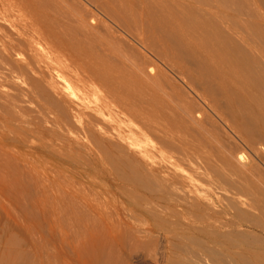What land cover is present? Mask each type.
<instances>
[{
  "label": "bare ground",
  "instance_id": "obj_1",
  "mask_svg": "<svg viewBox=\"0 0 264 264\" xmlns=\"http://www.w3.org/2000/svg\"><path fill=\"white\" fill-rule=\"evenodd\" d=\"M0 1V193L3 195V198H0V264H72L65 258L66 255L79 264H119L121 261L117 254L119 255L120 251L117 250L122 245H127L126 241L127 243L131 241L130 244L138 248L151 244L150 240L137 242L132 229L128 230L118 221V216L115 217L107 211L108 198L102 199L105 209L103 206L93 207L75 201V196L73 200L69 199V196L55 190L50 184L44 182L41 185L36 179V172L48 177L47 171L39 172L31 163V159L37 160L40 164L44 161L53 163L59 170L70 171L71 175L74 174V170L78 174L96 171L105 179L108 188L120 193L125 209L135 211L143 206L148 212L149 220H153L156 207L168 212L167 219L171 222L189 212L192 221L201 224L194 226V230L191 228L196 234L208 239L225 240H233L234 237L248 240L251 237L252 241L256 239L259 242L258 237H263L261 235L248 234L233 228L220 232L218 226L215 227V223L220 220L213 214L217 210L206 207L203 208L204 211L199 212L197 202L190 194L191 190L178 195L179 198L176 197L180 203L184 202L183 206L188 202L187 209L183 207L182 210H176L175 207L180 206L174 203L175 207L168 206V200L172 199L178 190V181L172 178L158 180L149 175L144 171L145 164L141 165L131 152V147L136 151L148 149L135 138V135L139 134L137 136L143 139L139 130L147 129L148 131L144 130L145 133L147 135L151 133L153 137H149L156 139L158 148L169 145L167 148L170 155L172 144L180 146L194 144L190 143L196 138L194 134L192 139L190 134L192 128L196 127L198 129L195 130L198 131L199 126L203 127L202 123L204 125L206 120L214 119L213 117L223 122L224 126H227L226 129H229V134L232 132L247 148L237 146V152L229 156L234 157L232 167L228 164L233 178L227 179L231 174L225 172L224 174L228 176H223L218 170L211 167L213 169L211 171L208 167L209 172L219 177L218 180H212L214 187L227 190L232 195L226 200V205L221 207L219 214L228 213L230 219H234L233 224L234 222L240 226L246 224L252 230L264 234V191L247 178L251 167L264 165V23L251 20L244 27L238 20H229L231 25L228 28L242 30L237 33L228 31L218 22L219 17L218 20L213 19L209 10L200 11V8L191 6L188 1L164 0L169 15L166 16L163 6L159 7V4H156L158 0H155L156 2L147 0L146 7H143L146 15L143 17L131 15L130 18L128 16L130 11L132 13L136 11L135 4L139 1L134 4L133 1L126 0H111L112 2L87 0L93 9L88 10L90 19L88 18L87 23H82L83 27L88 29L89 25L96 24L95 22L101 21L102 18L103 21L104 18L109 19L117 30L114 29L122 32L126 36V41L142 56L141 64H133L135 71L131 66L132 71L124 68V72L120 68L122 72L116 77L114 72L113 74L108 72V69L104 70L102 65L98 63L95 65L93 62L95 59L91 60L88 57L90 53L77 50L79 46L75 48V41H72L75 43L74 47L67 45L65 43L67 36L62 39V30H58L55 19L37 0ZM255 3L258 9H262L261 12L264 11V0H255ZM210 10L212 11V8ZM128 12L130 13L127 14ZM125 14L130 19L126 18ZM110 26L108 23V27ZM90 38L88 37V40ZM69 41L71 43V40ZM86 47L89 48L87 45ZM81 48L80 46V50ZM256 50L262 53L263 59ZM104 65L108 67L105 63ZM64 74L77 81L76 88L81 84V89L80 87L75 89ZM126 74L128 80L125 78ZM47 77L50 78L49 81ZM158 90L162 91V97L159 96ZM174 90L179 92L187 104L186 107L183 103L178 104L185 107H181L183 108L181 110L179 106L180 113L183 111L180 116V113L177 115L178 112L175 113L170 108L164 98V95L170 98V91ZM91 92L97 94L93 102L88 99ZM26 102L29 105H26ZM122 108L123 112L126 110L122 114L123 117H128V112L132 113L129 114L132 116L128 117L133 125V127L128 125L132 127L129 131L124 130L127 122L123 123L126 125L124 129L120 128L123 125L119 127L116 123V118L122 113L120 111L121 113L117 114V110ZM115 114L117 116L113 119ZM120 118L118 117L119 120L123 119ZM75 120L78 123H75ZM108 133L112 136L107 137ZM199 138L198 141L196 138L197 142L190 147H195L196 144L197 147H203V144L198 145ZM89 142H92L91 147L97 152L95 156L93 155L96 152L92 154L88 149ZM144 143L149 145L147 140ZM153 147L151 146V149L155 155L157 152L160 153L161 149ZM177 148L180 149L179 146ZM185 148L183 151L180 150L191 156L192 153L199 154L200 150L204 153L205 150H202L207 149V146L198 150L195 148L197 153ZM174 151L172 154L176 152L177 157H183L179 150ZM150 152L154 155L152 150ZM217 153H220V150ZM195 155L192 156V160L190 156L186 159H189V162H193L194 157L196 160L199 159ZM212 155L217 156L215 153ZM76 156L88 161L87 167L79 166L74 159ZM174 156L170 161L178 164L179 161L176 160L181 157L175 159ZM206 158L208 159L207 156ZM102 160L109 164V169L102 166ZM180 160L183 161L182 158ZM197 166L192 167L194 172ZM9 172L12 173L11 176L7 174ZM202 173L208 174L205 169ZM20 178H27L30 181L33 190H30L28 182L24 181L30 193L18 185ZM142 187L148 189V196L141 197L138 206L129 203L127 197L130 192ZM31 191L35 192H32L34 197L31 196ZM153 192L160 194L152 195ZM7 196L9 197L5 200ZM241 197L243 199H240ZM2 202L9 207L26 203L27 208L30 206L31 210L37 211L34 221L31 216L21 211V216H14L20 221L19 226L9 223L6 215L12 211L5 213ZM39 215L45 222L46 229L40 223H36ZM124 223L128 225V221ZM24 228L33 236L31 241L33 251L30 253L25 252L23 247ZM46 231L49 239L44 237ZM176 234L174 232L172 235ZM68 249H71L72 254ZM125 249L127 250V246ZM206 250L211 253L215 262L228 264L218 252L208 248ZM106 251L108 252L105 253ZM238 259L242 264H251L242 256ZM258 262L264 264V254L259 256Z\"/></svg>",
  "mask_w": 264,
  "mask_h": 264
},
{
  "label": "rangeland",
  "instance_id": "obj_2",
  "mask_svg": "<svg viewBox=\"0 0 264 264\" xmlns=\"http://www.w3.org/2000/svg\"><path fill=\"white\" fill-rule=\"evenodd\" d=\"M37 1L40 2L42 5H44L45 10L51 14L53 19H55L57 26H58L57 27L58 30L59 31L62 30L61 31L62 32V39L63 38L65 39L67 36V40L65 39V41H67V42H65V41L64 42L67 43V45L72 46L74 43L72 41H75L76 42V44L74 43L76 46L75 48L77 49L79 46V48L77 50L83 51L85 53L88 52L87 54L90 53L88 55V57H90L91 60H93V59L96 60V61L93 60L95 65H97V63L100 66L102 65L101 67L103 69L105 68L104 70L108 69L107 70L108 72H111V73L114 72L115 76L117 77V76H119V74H121L120 72H122V70L124 71V68L126 70L130 69L128 71H132V70L135 71V67L133 64L139 65L142 63L141 62L142 56L136 51V49L131 44H129L126 41V36H124L122 34V32L116 31L117 29L114 27V25L112 24V22L109 19L104 18L105 21H103V18H102L101 21L99 20V21L95 22L96 24L91 25L92 29H91L90 25H89L88 29H86L87 27H85V26L83 27L82 23L88 22V18H89V16H88L89 11L88 10L93 9V6L87 0H46L47 2H45V0H40V1L37 0ZM108 1L112 2L111 0H108ZM126 1H130V2L133 1L134 4L139 1L137 4H135L136 5V11L133 13H132V11H130L131 13L130 12L127 13V14L130 13L128 15L130 18H132L131 15H133L134 17H135V15H137L138 17H139V15H140V17H143L144 15H146V12L144 9L146 7L145 3H147L150 0H148V1L147 0H126ZM153 1H155V0H153ZM175 1H178V2L179 1L180 2L188 1L191 4V6H193V7L195 6V8H200L199 9L200 11L202 9H204V10L207 9L206 11L209 10L208 12L211 14V17L213 19H217V20L219 17L220 21H218V22L223 24V26L226 29H228V31H231V32L234 31V32L238 33V31H239V33H240L242 31L241 29L228 28L231 25V21L229 22V20H232V19L238 20V22H240L242 24V26H244V27L247 26L248 21L251 22V20L252 21L253 20L258 21V22L260 21V22L264 23V18H263L264 17L263 16L264 11L261 12L262 9H258V7L255 3V0H232V1L231 0L230 1H227V0H208V2H207V0H205V2H204V0H202V1L201 0H175ZM222 1H224V2H222ZM228 2L230 4H228ZM247 2H248V4H246ZM47 3H50V4H47ZM164 3H165L164 0H162V1L158 0V2H156V4H159L158 5L159 7L163 6L162 8L165 11L166 16H169V15H167L168 13L166 12V7H165L166 4H164ZM90 5H91V7L89 8ZM55 6H58V7H55ZM197 6H199V7H197ZM245 6H247V7H245ZM52 8H54V9H52ZM59 8H61V9H59ZM211 8H212V11L210 10ZM138 9H139V12H138ZM238 9H239V11H238ZM0 11H1V1H0ZM50 11H52V12H50ZM86 11H88V13ZM240 12L243 14H241ZM252 12H254V13H252ZM79 13H80V15H79ZM228 13L231 14L232 16L229 15ZM127 14H125V16ZM220 15L223 17V19H221L222 17ZM63 16L65 19L63 18ZM81 17H82V20H81ZM129 17L126 16V18L130 19ZM243 19H246L245 21H247V22L243 21ZM222 21H224V22H222ZM103 22L104 23L106 22V24H104ZM107 22L109 23V26L111 25L110 27H112V29L114 31L110 27H108ZM75 27H76V29H75ZM89 35H91V36H89ZM72 37H73V39H72ZM88 37H91V38L88 40ZM68 38H70V39H68ZM84 38H85V40H84ZM69 40H71V43ZM78 40H79V42H78ZM95 42H97V43H95ZM86 43H88V44H86ZM85 44L87 46H89L90 50L88 47H86ZM92 45L94 47H92ZM95 45L96 46L99 45V46L95 47ZM80 46L82 47L81 48L82 50H80ZM73 47H74V45H73ZM125 47H126V49H125ZM83 48L86 49L87 51L86 50L84 51ZM256 53L258 55L260 54L261 58L264 55V54L262 55V53L258 50H256ZM99 54L101 57L98 56ZM106 55H107V57H106ZM140 57H141V60H140ZM137 60H139V62ZM103 61L106 64V66H108L107 68L104 67L105 65H104ZM100 62H101V64H100ZM118 66H119V68H118ZM121 66H123V67H121ZM130 66H131L132 70H131ZM120 68H122V70ZM168 73L170 75L174 76L171 72L168 71ZM65 76L69 79L70 83L72 84V86L75 89H77V88L79 89V87L81 85L79 81H78V83L80 85H79V87L76 88V86L78 85L77 81L68 77L67 74ZM122 77L124 78V76H122ZM125 78L126 79L128 78L127 74H126ZM52 79L55 80L54 77ZM47 80L49 81L50 78L47 77ZM91 87H92V89H94L93 86H91ZM80 89H81V87H80ZM157 92H158L160 97L163 96L161 90H158ZM170 92H171L170 98L167 97L166 95H164V98H166L167 101L164 98L163 99L169 104L170 108H172V110L175 111V113H176V111L178 112V113H176L178 115L180 113V108L185 106L186 103H184L183 98L179 95L178 91L174 90V91H170ZM96 95H97L96 93H92V92L89 94L88 99H90V102H93ZM179 100H182L183 102L180 101L181 102L180 103ZM182 103L184 104L183 106L178 105V104H182ZM25 104L29 105L27 102ZM90 104H92V103H90ZM179 106H180V108H179ZM185 107H183V108H185ZM183 108H181V110ZM125 111L123 112V108L120 110H117V114L121 113V114H119L121 116V118H120V116H118V117L120 119L123 118L122 120H119L118 117L116 118V116H117L116 114L113 115V119L114 118L117 119L116 123L119 125V127L123 125L122 127H120L121 129L125 128L124 127L125 124H123V123L127 122V126L132 125V123H131L132 121L131 120L129 121V118H128V117L132 116V115H129L131 112H128L129 113L128 117H123L122 114L125 113ZM181 113H183V111H181ZM181 113L179 114V116L181 115ZM213 118L214 119L206 120L204 125L202 123L203 127L199 126V130H201L200 128H203L202 129L203 131L202 130L201 131L195 130V129H198L196 127L194 129L193 128L191 129L193 131L190 130V134L192 136V139H193V136L195 134V137L197 138V141H198V138L201 135L200 136L201 138H199L201 141L199 140L198 145L200 146V144L201 145L203 144L204 148L207 146L208 151H207V149L202 150V151L205 150L204 153L201 152V150H200L201 153L198 151L199 154L195 155L192 153L191 156H190V154L187 156L186 152H185L186 155L182 152L184 147L188 148L190 151L193 150L192 152H194V153L195 152L197 153V151H195L196 149L198 150V149L203 148L202 146L197 147V144L195 145V147L194 146L190 147L191 145H194L197 142V141L195 142L196 138L190 141V143L194 142V144H191L189 146L187 145L188 147L184 146V145L180 146V145H176V144L170 145L173 148L172 151H174V150L178 151L179 150L178 152L180 153V155L183 156V157L180 156L183 159V161H181L180 160L181 158L178 156L180 158L179 159L175 155L176 154L175 151H174L175 152L174 154H172V151H171L170 155H168L169 151H168L167 147H169V145L160 146L163 149L158 148L159 144L155 138L151 139V137H153V136L150 135L151 134L150 131L148 132V133H150L149 135H147V133H145L144 130H147V129L139 130L140 135L141 136L143 135V139L138 137L139 134H136L135 138L139 139L140 140L139 143L142 146L144 145V146L148 147V149L136 151L133 147H131V152L139 160V163L141 165L145 164L144 165V168H145L144 171H147L149 175H153L155 179L157 178L158 180H168V179L172 178V179H175L178 181V183H177L178 190L174 193V196L172 197V199L168 200V202H167L168 206L171 207V206H174V204L175 205L179 204L178 205V206H180L179 208H176L174 206L176 210H182L183 207H184V209L185 208L187 209L189 206L188 202L185 203V205L183 206L184 202H181V203L179 202L180 200L178 198L180 196L178 197V195L184 194L185 192H189V190H191L192 192L190 194L195 198V200L197 202L196 206H197V209L199 210V212L204 211L203 208H206V207L207 208L211 207L212 209L217 210L216 212H213V214L218 217V220H220V221L215 223V225H216L215 227L218 226L217 229L220 232H226V231L233 228V229H237L240 231H244L248 234L253 233L255 235H261L263 237H261V238L258 237L259 242L256 239H254L255 241H252L251 237H249L248 240H242L241 238H235V237L233 238V240H227V239L225 240V239H221V238L208 239L202 235L196 234L192 231V229L194 226H201V224H199L197 222H193L192 218L190 217L191 214L189 212H186V214H183L182 216H180L177 220H175V222H171V220L167 219L168 212L156 207V209H154L155 210V216H154L153 220H151V219L149 220L148 212H147L146 208L143 206L138 207V209L135 211L132 209H130V210L125 209L123 207V203L121 201L120 193H118V192L115 193L111 188H108L105 179L103 177H101V175H99V173H96V171L78 174L74 170V174L71 175L70 171L59 170L58 167L57 166L55 167V165L53 163L44 161V162H41V164H40V162H38L37 160H34V159H31L30 161L32 164L35 165V167H37L39 172L40 171H42V172L47 171L48 177H45L41 173L39 174L38 172H36V176H37L36 179L39 181V183L41 185H42V183L44 184V182L47 184H50L51 187H53L55 190L57 189V190L63 192L64 194H66L67 197L69 196L68 197L69 199L73 200V198H74L73 196H75L76 197L75 201L81 202L82 204H88V205L93 206V207H95V206L96 207H102L103 206L105 209V206L102 205V199L104 197L108 198V201H107L108 204H107V208H106L107 211H110L112 214H114L115 217L118 216L119 217L118 221L123 226L128 228V230L132 229L131 231H133V234L136 236L137 242H140V241L145 242L146 240L148 242V240H150V242L153 246L151 244L149 246H144V247L139 246V248H141V249H139L138 247H136L133 244L131 245L130 244L131 241H128L130 243H127V241L126 242L124 241L127 245L124 244L125 246L122 245V246H124V248L121 246L118 248L119 250H117V252L120 251L119 255L117 254V256H119L120 261L123 262V264H220L218 262H215L214 259L212 260V257H211L212 255L210 252L208 253V251L206 250L207 248L218 252V254L221 256V258L228 264H242L241 260L238 259L239 256L247 258V260L251 264H259V262H258L259 256H261V254H264V234H261L260 231L258 232L257 230L256 231L252 230V228L248 227V225H246V224H244V226L243 225L240 226L234 222V224H235L234 225L232 223L234 221V219H230V215L228 213H227V215L223 212H220V214H219L221 207L226 205V200L228 198H230L232 195L227 190H223L221 188L214 187V182L212 180H218L219 177L217 176V174L211 172L213 170L212 168H214L215 170H218L220 173H222L223 176H228V174H231L232 172L231 173L229 172L228 168H230V167H228L229 166L228 164H230V166L233 165L232 162H233L234 157L233 158L231 157L232 158L231 159V158H229V156H232L231 154H235L237 152V150H236L237 146L243 147V148H247V147L237 137H235L232 132L229 134L230 131H229V129H226L227 126H224L225 124L223 122L221 123V121H219L218 119L215 120V117H213ZM130 119H132V118H130ZM124 120H126V121H124ZM128 121H129V123H128ZM120 122L122 124H120ZM207 122L209 124H207ZM75 123H78V121L75 120ZM219 125H220V127H219ZM127 126L124 130L128 129V131H129L133 127V125H132V127L130 126L131 128L129 126L128 127ZM227 130H228V132H227ZM141 131H143V133H145V134H143ZM192 133H193V135H192ZM228 135H229V137H228ZM109 136H112V134L108 133L107 137H109ZM149 136H151V137H149ZM210 137H213V138H210ZM144 138L147 141H149V145H147V143H144V142H146V140ZM141 139L143 141H141ZM152 144L155 146L157 145V147H153ZM175 145H176V147H175L176 149L174 148ZM235 145H236V147H235ZM91 146H92V142H89V146H88L89 148L88 147L87 148L90 149V151L92 153L95 150H93V148ZM151 146L153 148H157L158 150L161 149L159 151L160 153L157 152V155H155L154 154L155 152H153L154 150L151 149ZM177 146H179V148L182 149V151L180 149H178ZM210 147H212V148H210ZM165 148H167V150ZM150 149L152 150V153L155 156L151 154ZM211 149L214 150V151L213 150L212 151L215 153V155L217 154V156L212 155L214 153H212ZM233 149H235V150L233 151ZM164 150L167 152H165ZM169 150H171V149L169 148ZM219 150H220V153H217ZM185 151H187V150H185ZM94 153H92V154H94ZM165 153L168 155V157L170 156L171 158L166 157L167 155ZM96 154H97V152L93 156H95ZM162 155H164V157H163L164 159H168L169 161H170V159L172 161V158L175 155L174 156L175 159H176V157L179 159V160H176V161H179L178 162L179 165L175 164L177 162H174V161H173L174 162L173 163L171 161L169 162L168 160H163ZM177 155H179V154H177ZM193 155L199 157V159L197 158V160H196V158L194 157L193 162H195L196 164L194 163L192 165L193 162L192 161L189 162V159L187 160L186 158H188L190 156L189 158L191 159ZM200 155L201 156L204 155V156L200 157ZM185 156H187V157H185ZM206 156L208 157V159L206 158ZM74 159H76L75 161L79 164V166L87 167V165L89 164L88 161L82 160L83 158H81V157L79 158V156L74 157ZM218 159H219V161H218ZM228 159H230V160L228 161ZM203 160H204V162H203ZM223 160H225V161H223ZM182 163H183V165L180 166V164H182ZM203 163H205L204 165H206V163H208V165L204 166V165H202ZM214 163H215V166H214ZM101 164H102V166H105L106 169H109V164L106 163L105 161H103V163H101ZM189 165H190V167H189ZM195 165L199 166V167L197 166V168H196L198 170V171L196 170L197 172L195 171L196 173L194 172V169H192V167H194ZM260 165H259V167H256V166L251 167L249 169L250 172L248 171V173H247V175H248L247 178L251 182L254 181V183H256V185L262 191H264V172H263L264 171V167H263L264 165L263 166H262V164H260ZM216 166H218V167H216ZM208 167L211 169L210 172H209L210 169ZM204 169L207 170V173L208 172L209 173L206 175L203 174L202 171ZM230 171H231V168H230ZM225 172H227L228 174L227 175L224 174ZM7 174L9 176L12 175L11 172H9ZM232 175L233 174H231L230 177H228V178L226 177V178L227 179L233 178L234 176L232 177ZM174 177H176V178H174ZM251 177H252V179H251ZM255 178H257V179H255ZM20 179H21V181L18 180V182H17L18 185L24 187L26 189V191L28 190V192L30 193V190H33V186L30 183V181L27 178H20ZM22 179H23V181H22ZM24 179H27V180H24ZM49 180H50V183H49ZM24 181H27L28 186L31 187L32 189L30 188V190H29L27 185H24V184H27L26 182L24 183ZM179 186H180V188H179ZM181 186L183 187L182 189H181ZM32 192H34V191H31V196L33 195L32 197H34L35 192L33 194H32ZM149 194H150V192H149ZM151 194L152 195H157V194L159 195L160 193L155 192V194H154V192H153ZM144 196H148V189H145L142 187V188H135L133 192H130V194L128 195L127 198H128L129 203L138 206L140 204L141 197H144ZM8 197L9 196H7L5 198V200ZM176 197H178V198H176ZM0 198H3L2 193H0ZM240 199H243V197H241ZM244 200H245V198H244ZM23 204H18L15 207H13V206L9 207L6 203L2 202V208H3L4 212L6 211L5 213H10L11 211L13 213H16L15 215H13L11 212L9 214L10 217H8L9 215L8 216L6 215V220L9 223H12V224L15 223L17 225H15V224H13V225L19 226L20 221L18 220L17 217L14 218V216H21V214H22L21 211H23V214L31 216L32 220L34 221V217H35V214H37V211L31 210L32 208L30 206H28L29 204L27 205L29 208H27L25 206L26 203H23ZM180 204H182V206ZM186 204H187V206H186ZM19 207L22 209H20ZM171 208H173V207H171ZM7 209H8V212H7ZM38 213H39V211H38ZM217 217H215L216 221H217V219H216ZM35 219H37V218H35ZM126 220L128 221V225H125V223H124V221L127 222ZM105 222H106V220H105ZM36 223H40L46 229V224L42 220V218H40V215H39V218H38ZM223 223H226V224L223 225ZM136 229L141 233H139ZM157 231L160 233H158ZM174 232H176L177 234L172 235ZM22 237H23V242H24L23 247H24L25 252H29V253L32 252L33 246L31 244V241H32L33 236L30 235L29 231L26 228H24L22 231ZM44 237L49 239V235H48L47 231H46V233H44ZM59 242L60 241H58V243ZM257 244H259V245L257 246ZM126 246H127V250L125 249ZM107 250H109V249H107ZM68 251L72 254L71 249H68ZM107 252L108 251H106L105 253H107ZM122 254H123V256H121ZM257 255H258V258H257ZM120 256L123 258L121 259ZM194 256H197V257H194ZM65 258H67L69 260V262L72 264H79L74 259H69L67 257V255L65 256Z\"/></svg>",
  "mask_w": 264,
  "mask_h": 264
}]
</instances>
